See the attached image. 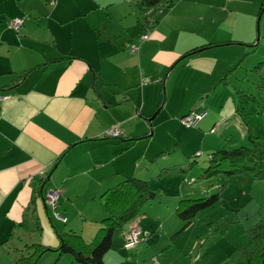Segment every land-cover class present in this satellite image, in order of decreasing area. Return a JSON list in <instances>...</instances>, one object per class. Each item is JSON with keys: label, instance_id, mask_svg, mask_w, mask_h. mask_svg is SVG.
<instances>
[{"label": "crops", "instance_id": "0c3cea01", "mask_svg": "<svg viewBox=\"0 0 264 264\" xmlns=\"http://www.w3.org/2000/svg\"><path fill=\"white\" fill-rule=\"evenodd\" d=\"M14 1L15 12L4 5L0 10V254L9 258L13 249L19 258L26 223L46 247L60 243L54 226L89 242L105 217L100 206L105 191L130 177L150 187L153 179L164 178L163 170L174 172L194 153L208 155L231 144L232 127L244 140L235 98L216 92L231 86L229 78L251 55L264 0H164L145 13L137 0ZM16 17L23 19L18 33L9 26ZM132 47L138 51L132 53ZM201 47L199 54L187 55ZM180 94H190L193 104L165 121L180 123L204 110L197 128H185L191 133L173 138V146L160 142L137 149L139 142L152 140L165 101ZM212 97L216 103L210 107ZM113 127L122 136L104 138ZM205 135L213 136L207 145ZM186 143L192 145L189 152L182 148ZM179 152L178 162L164 161ZM54 190L57 212L45 201ZM144 221L137 220L140 239L148 240L157 235L159 222L144 226ZM130 225L114 234L106 256L114 254L115 262L105 256L106 264L124 262ZM146 245L151 246L146 242L141 250Z\"/></svg>", "mask_w": 264, "mask_h": 264}, {"label": "rangeland", "instance_id": "374dc122", "mask_svg": "<svg viewBox=\"0 0 264 264\" xmlns=\"http://www.w3.org/2000/svg\"><path fill=\"white\" fill-rule=\"evenodd\" d=\"M14 3V0H5L3 3H0V10L4 5L8 11L15 12L16 5ZM129 5L134 8L135 2L132 1ZM125 7H127V5ZM135 9L136 8H134V10ZM261 16L259 22L258 17L255 21V32L259 35L258 37L256 36L257 39H255V43L252 46L257 45L256 51L245 57L234 75L229 78L231 86L227 89L220 88L216 92V95L223 92L225 95L228 94L229 97L233 96L235 98L239 95L238 93L240 91L245 92L246 96L249 94L253 95L256 98V102H250L249 100V103L245 104L248 102L246 99L247 102L243 105L246 106L248 114L246 118L251 126L249 135L252 133L255 136L258 135L264 138V14ZM16 18L23 21L21 17ZM14 19L15 18L10 19L9 26ZM130 20H132V17H129L127 21ZM107 22L114 23L108 17ZM74 26L81 30L85 28L81 23H76ZM116 29L120 31L118 26ZM233 47L244 53L245 50H248L247 48L244 49L243 46ZM243 57L244 56H242V58ZM183 97H185V94H180L173 100L169 99V101H165L162 111L156 117L155 133L152 140L150 142H139L137 149L146 147L151 149L160 142L165 144L169 143V146H173L175 144V141L173 142L172 140L173 138L176 140V137L179 136L183 139L185 134L191 133L180 125L181 122L179 123L178 120L176 122L170 120H176L175 116L177 113L184 107L186 108V106L193 104V102L190 101V94H186L184 99ZM209 101L208 106L212 107L215 100H213L212 97ZM210 107L205 106V110ZM166 118L170 119L165 121ZM160 122L161 124L158 125ZM241 125L242 128L245 129L243 122ZM234 128L235 127H232L230 129V133L235 139H238L237 134L234 132ZM109 139L117 138L109 137ZM211 141H213V136L205 135L204 144L207 145ZM188 144H184L182 148L189 152L192 145ZM245 145H248L247 138ZM180 153L181 152H179V154L172 153L166 156L164 161L171 164L178 162V157H181ZM198 159L197 164H194L192 168L186 167V165L191 162V159H185L188 163L184 165L185 172L181 174L178 173L179 170H177V167H174V170L175 168L176 170L164 174V178L160 180H156L155 178L152 180L149 189L154 191L157 196L154 201L148 203L143 208L147 213L142 217H144L145 220L144 226L152 221L159 222L157 235L148 240H144L146 236L144 235L142 236V240L139 234L137 242L134 245H130L131 247L127 249L125 247L123 248L124 251L121 255L125 256L124 262L117 261L118 264H245L246 261L242 253L239 252V248L245 246L248 240L247 230L253 227L258 220L261 219V216H264V179H254V175L249 172L233 176L229 181H227L226 177L223 175H219L217 178L213 177L212 179H202L200 178L202 174L201 166L203 168L208 166L206 162L207 155H204L203 159ZM140 163H142L141 160ZM192 179L196 181L195 184H189L188 181ZM155 182L156 184L154 185ZM223 185L225 189L222 192L221 201L215 207L201 212L192 224L182 229V223L177 220L174 214L177 197L181 194H190L191 192H195L198 196L206 192H209L210 195L216 194L219 187ZM49 193L45 199L48 205H50L51 201V198H48ZM82 208L86 210L90 207ZM160 216H163L164 221L166 220L164 226V221L162 222ZM138 224L139 222L137 223V220L131 223L125 235V243H132L129 239V234L134 227H138V232L141 233L140 228H142V226ZM154 226L155 225H153V227ZM32 229L33 224L29 225L26 223V226L22 230V234L26 235L24 239L27 241L21 243L22 250L29 244L37 243L40 240L36 232H28ZM27 233L29 234L27 235ZM146 242L151 246L148 247L146 245L145 249L141 250V245ZM25 243H28V245ZM51 253L52 252H47L41 256L37 264L71 263L70 261L72 258L68 255H64L62 256L64 258L58 260V255ZM15 254L16 252L13 249L9 258H7V255L4 253L0 254L2 257L0 264H7V259L15 263L16 258H18V256H14ZM106 257H108V261L115 262L114 254L109 253Z\"/></svg>", "mask_w": 264, "mask_h": 264}, {"label": "trees", "instance_id": "16d2710c", "mask_svg": "<svg viewBox=\"0 0 264 264\" xmlns=\"http://www.w3.org/2000/svg\"><path fill=\"white\" fill-rule=\"evenodd\" d=\"M163 1L137 0L136 2L140 10L145 13L156 9ZM44 2L48 5H54L55 0H44ZM262 6L264 7V3ZM256 47H250L251 53L256 51ZM201 50H203L202 47L200 49H194L187 55H197ZM21 77L22 75L19 76V79ZM238 94L234 100V108L241 123H244L245 138L241 141L238 139L232 140L230 142L231 144L225 146V148L209 153L206 160L208 166H205V168L201 166L202 174L200 178L202 179H212L213 177L217 178L219 175H223L229 181L231 177L246 172L252 173L254 179H264V138L258 135L255 136L252 133L249 135L251 126L247 122L246 116L248 114L246 106H243L247 101L245 104H248L249 100L250 102H256V98L250 94L246 96V93L241 91ZM201 114H204V116L195 127L186 128L183 124L181 125L186 129H196L198 124L206 116V112L203 110L196 113V115ZM184 117L180 119V122ZM246 138L247 146L245 145ZM203 157L204 155L200 152L194 153L189 157L191 162L186 167L192 168L194 164H197L198 158L203 159ZM184 168L185 166L179 167L177 169L179 170L178 173L185 172ZM169 172V170H163L160 176L162 177ZM188 182L189 184L196 183L194 179ZM224 189L225 186L223 185L219 187L216 194L211 195L209 192L203 193L200 196L196 195L195 192L181 194L176 200L174 214L177 220L182 223V229L192 224L201 212L215 207L221 201ZM156 196L149 189L146 180L136 177L127 178L101 195L100 206L105 217L100 223L101 227L96 236L91 241H84L79 234L73 231L62 233L54 226V230L60 237V243L57 248L46 247L40 243L28 245L20 251L21 254L14 264H37L40 257L47 252L57 254L58 259L64 255H68L72 258L71 260L74 264H106L104 257L111 250L114 234L124 229L125 226L131 224L133 221L140 220L143 215H146V211L143 208L148 203L154 201ZM57 206L58 202L55 206L56 212ZM50 219L53 221V218ZM62 222L65 223L66 219ZM247 233L248 240L245 246L239 248V252L242 253L246 261L245 264H264V216H261V219L253 227L248 229Z\"/></svg>", "mask_w": 264, "mask_h": 264}, {"label": "built area", "instance_id": "2783aa9c", "mask_svg": "<svg viewBox=\"0 0 264 264\" xmlns=\"http://www.w3.org/2000/svg\"><path fill=\"white\" fill-rule=\"evenodd\" d=\"M23 21L19 20V19H14L12 21V23L10 24V29L14 32V33H18L21 26H22ZM142 40H147L148 39V35H144L141 38ZM138 51V49L136 47H132L131 48V52L132 53H136ZM1 100V98H0ZM204 114L201 115H196L194 113H190L188 114L186 117H184L181 121V124H183L186 128H193L197 125V123L203 118ZM122 136V132L117 128V127H113L107 131H105L104 133V138H109V137H115V138H120ZM58 196H59V192L56 190L51 191L49 193L48 198H51L50 201V205L53 210H55V206L57 204L58 201ZM56 217H58V215L56 214ZM60 218V217H58ZM62 221H65L64 218H61ZM134 227V226H133ZM139 228L134 227V229L131 230L130 234H129V239L132 242L131 244L125 243V248H129L132 245H134L137 242V238L138 235L140 234ZM131 245V246H130Z\"/></svg>", "mask_w": 264, "mask_h": 264}, {"label": "water", "instance_id": "95a60500", "mask_svg": "<svg viewBox=\"0 0 264 264\" xmlns=\"http://www.w3.org/2000/svg\"><path fill=\"white\" fill-rule=\"evenodd\" d=\"M157 114V113H156ZM156 114L153 116V117H151V119H149V122H151V120L156 116ZM51 192V191H50Z\"/></svg>", "mask_w": 264, "mask_h": 264}, {"label": "bare ground", "instance_id": "6f19581e", "mask_svg": "<svg viewBox=\"0 0 264 264\" xmlns=\"http://www.w3.org/2000/svg\"><path fill=\"white\" fill-rule=\"evenodd\" d=\"M191 113H194V114H196L195 112H191Z\"/></svg>", "mask_w": 264, "mask_h": 264}]
</instances>
